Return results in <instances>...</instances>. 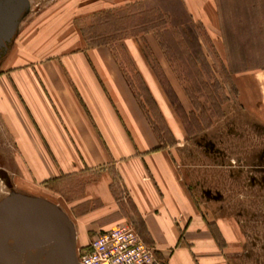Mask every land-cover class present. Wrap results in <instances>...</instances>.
Masks as SVG:
<instances>
[{
  "label": "crops",
  "instance_id": "0c3cea01",
  "mask_svg": "<svg viewBox=\"0 0 264 264\" xmlns=\"http://www.w3.org/2000/svg\"><path fill=\"white\" fill-rule=\"evenodd\" d=\"M135 1L108 0L105 8ZM181 1L220 51L215 0ZM42 6L36 10L54 13L21 16L17 23L14 53L0 71V121L14 139L17 169L30 177L95 172L75 200L47 189L49 202L72 226L75 252L85 251L89 234L130 222L160 264H231L227 251L242 241L238 222L228 215L209 219L201 212L172 149L157 148L127 70L110 48L88 46L80 38L73 18L75 10L87 9L85 4L53 0ZM27 37L33 38L25 43ZM123 43L161 114L173 123L178 144L182 130L148 58L132 36ZM154 53L169 78L163 53ZM232 80L239 104L263 122L264 69L235 73ZM115 174L131 208H123L124 197L111 188Z\"/></svg>",
  "mask_w": 264,
  "mask_h": 264
},
{
  "label": "rangeland",
  "instance_id": "374dc122",
  "mask_svg": "<svg viewBox=\"0 0 264 264\" xmlns=\"http://www.w3.org/2000/svg\"><path fill=\"white\" fill-rule=\"evenodd\" d=\"M49 1L53 0H27L23 18L53 14L52 10H36ZM107 1L82 0L87 9L72 11L80 38L88 46V40L105 41L106 45L97 46L110 48L127 70L135 98L151 128L164 139L162 147L172 149L201 212L209 219L224 215L236 219L242 241L227 251L231 264H264V121L253 118L239 104L232 80L235 73L264 69V6L257 2L242 8L240 0H215L222 6L221 14L217 11L223 47L219 51L206 28L192 18L181 0H137L105 8ZM243 9L245 18L240 15ZM106 13H111L109 19ZM235 18L239 22H234ZM186 25L200 44L194 58L189 57L194 43L189 46L183 39ZM129 36L140 46L151 67L164 75L154 52L160 50L165 57L169 72L165 81L181 106L175 109L165 94L182 130L178 144L166 128L173 136V123L156 108L151 93L126 58L123 40ZM16 38L11 39L7 54L0 59V71L9 65L4 64L12 58ZM56 172L58 176L36 180L28 171L18 170L14 139L0 121V201L16 193L51 201L47 189L57 190L72 201L80 195L83 182L95 173L72 176ZM111 188L124 197L123 208H131L117 174L112 177ZM93 235L89 234L91 238Z\"/></svg>",
  "mask_w": 264,
  "mask_h": 264
},
{
  "label": "water",
  "instance_id": "95a60500",
  "mask_svg": "<svg viewBox=\"0 0 264 264\" xmlns=\"http://www.w3.org/2000/svg\"><path fill=\"white\" fill-rule=\"evenodd\" d=\"M27 0H0V50L12 39ZM0 264H78L66 216L39 197L0 201Z\"/></svg>",
  "mask_w": 264,
  "mask_h": 264
},
{
  "label": "built area",
  "instance_id": "2783aa9c",
  "mask_svg": "<svg viewBox=\"0 0 264 264\" xmlns=\"http://www.w3.org/2000/svg\"><path fill=\"white\" fill-rule=\"evenodd\" d=\"M78 264H160L154 248L143 241L130 222L96 232L85 251H76Z\"/></svg>",
  "mask_w": 264,
  "mask_h": 264
},
{
  "label": "trees",
  "instance_id": "16d2710c",
  "mask_svg": "<svg viewBox=\"0 0 264 264\" xmlns=\"http://www.w3.org/2000/svg\"><path fill=\"white\" fill-rule=\"evenodd\" d=\"M259 3V5H261V7L262 6H264V0H240V3H241V5H242V8H243V6H251V7H253L256 3ZM241 8V9H242ZM221 10H222V6H221V4H219V2H217V11L218 12H220V14H221ZM244 10V12H243V14H240L242 17H244L245 18V16L247 15L246 14V12H245V9H243ZM111 13H106L105 14V16H106V18H110L111 17V15H110ZM235 20H236V22H239L238 21V19H233V21L235 22ZM221 28H222V31H223V35H224V37H226V31H225V29H224V27H223V24L221 25ZM149 30V29H148ZM147 30V31H148ZM182 34H183V39L185 40V43L186 44H188L189 46H190V44H192V43H194L195 44V47H196V49H194V44L190 47L191 48V51H190V55H189V57L190 58H194V54H198L199 53V50H200V44H199V42H198V39L193 35V31H192V29L189 27V26H187L186 25V27H185V30H183L182 29ZM99 37H101V35H99ZM88 40V39H87ZM88 44L90 45V46H97V45H106V42L105 41H94V42H92V41H89L88 40ZM161 46H162V44H161ZM198 50V51H197ZM188 57V58H189ZM189 58V59H190ZM152 68H153V70H154V66H152ZM154 72H155V74H156V76H157V78L159 79V82H160V84H161V86H162V88H163V90H164V92H165V94L167 95V97H168V99H169V101H170V103L172 104V106L175 108V109H181V106H180V104L179 103H177L176 102V97H175V95H174V93H173V90L171 89V87L169 86V84L165 81L166 80V78H165V75L162 73V71L161 70H154ZM144 85V84H143ZM165 85H167V87H165ZM145 86V85H144ZM145 89L148 91V89H147V87L145 86ZM149 92V91H148ZM149 94H150V92H149ZM150 96H151V94H150ZM151 99H152V101L154 102V104H155V106H156V108H157V105H156V103H155V101H154V99L152 98V96H151ZM175 99V100H174ZM201 109V111L202 110H204V108L203 107H201L200 108ZM161 115V114H160ZM162 117V116H161ZM152 125V124H151ZM167 128V131H168V133L171 135V138L174 140V138H173V136H172V134H171V132H170V130H169V128L168 127H166ZM153 129V131L156 133L157 131L154 129V127L152 128ZM156 136H157V139L159 140V144H158V146H157V148H159V147H162V145H163V142H164V139L159 135V134H157L156 133ZM83 252V251H82Z\"/></svg>",
  "mask_w": 264,
  "mask_h": 264
},
{
  "label": "flooded vegetation",
  "instance_id": "af4514ba",
  "mask_svg": "<svg viewBox=\"0 0 264 264\" xmlns=\"http://www.w3.org/2000/svg\"><path fill=\"white\" fill-rule=\"evenodd\" d=\"M11 40L6 44L5 49L0 50V59L7 53Z\"/></svg>",
  "mask_w": 264,
  "mask_h": 264
}]
</instances>
